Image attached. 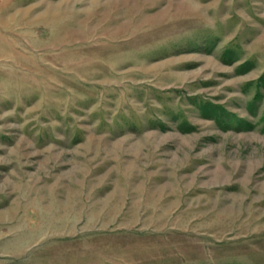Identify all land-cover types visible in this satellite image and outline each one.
Returning a JSON list of instances; mask_svg holds the SVG:
<instances>
[{
  "label": "rangeland",
  "instance_id": "1",
  "mask_svg": "<svg viewBox=\"0 0 264 264\" xmlns=\"http://www.w3.org/2000/svg\"><path fill=\"white\" fill-rule=\"evenodd\" d=\"M0 264H264V0H0Z\"/></svg>",
  "mask_w": 264,
  "mask_h": 264
}]
</instances>
